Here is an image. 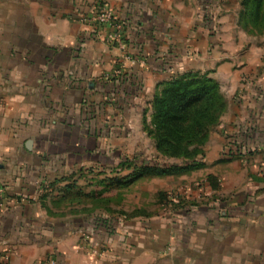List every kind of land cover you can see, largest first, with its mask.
Masks as SVG:
<instances>
[{
    "label": "crops",
    "instance_id": "1",
    "mask_svg": "<svg viewBox=\"0 0 264 264\" xmlns=\"http://www.w3.org/2000/svg\"><path fill=\"white\" fill-rule=\"evenodd\" d=\"M106 1L126 52L80 19L97 0H0V264H264V37L240 28V0ZM121 62L122 75L107 79ZM194 72L216 79L228 102L207 147L225 172L213 171L211 202L117 219L111 230L85 217L48 221L45 176L89 163L91 147L121 132L118 119L147 116L159 83ZM226 144L248 153L229 157Z\"/></svg>",
    "mask_w": 264,
    "mask_h": 264
},
{
    "label": "trees",
    "instance_id": "2",
    "mask_svg": "<svg viewBox=\"0 0 264 264\" xmlns=\"http://www.w3.org/2000/svg\"><path fill=\"white\" fill-rule=\"evenodd\" d=\"M240 5L239 25L251 33L255 29L264 33V0H241ZM157 90L151 104L150 119L144 121L143 129L153 141L159 154L167 158L180 159L183 163L169 167L136 166L134 176L98 180L96 186L102 187L90 192L78 188L76 180L60 177L51 182L50 186L54 187L59 183L64 185L59 188V196L56 199L59 205L67 202L66 206L69 210L63 216L85 217L96 228L107 230H111L119 215H123L126 219L150 217V214L142 209L130 213L120 210L119 215H115L117 210L112 208L113 201L108 193L116 185L129 187L138 176L180 174L204 164L201 158L205 156L204 148L209 141L210 133L220 124L228 108L227 98L220 83L210 77L209 73H183L162 81L158 84ZM208 180L213 189L218 188L217 178L214 175L210 174ZM42 186L44 191L49 187L45 183H42ZM157 196L160 204L172 205L166 201V193L159 191ZM45 197L47 198L48 194H45ZM172 206L174 209L183 208L179 204ZM49 214L56 215L53 211Z\"/></svg>",
    "mask_w": 264,
    "mask_h": 264
},
{
    "label": "rangeland",
    "instance_id": "3",
    "mask_svg": "<svg viewBox=\"0 0 264 264\" xmlns=\"http://www.w3.org/2000/svg\"><path fill=\"white\" fill-rule=\"evenodd\" d=\"M239 2L241 4V0ZM240 4L239 6H241ZM239 6V9L237 8L238 13L240 10ZM220 9L215 10L214 15L218 16L220 13H222L224 8L221 7ZM214 25H217V23H214ZM240 28L256 42H258V44L264 37V33H260L257 29L251 33L244 30L241 26ZM186 60H189V63H191V56ZM185 63L188 62L185 61ZM120 68L125 69V65L119 64L116 67V69ZM157 91L158 90L156 89L155 92H153V95ZM153 95L151 98L152 100ZM146 108V111H148L146 114L147 116H144V118L141 120L130 118L118 119L117 121L120 123L117 125H119L121 131L119 135L117 130L116 135H114L113 138L105 140V148L99 146L98 148L93 149V147H91L92 149L90 148L87 154L89 163H85L83 166L78 164L71 170L67 168L64 173L61 174V176L68 177L70 180H76V186L78 188L82 189V191L90 192L91 190H99L102 187L96 186L98 180H108L111 178L119 179L125 178L129 175L130 177L134 176L133 172L135 170L134 167L136 166L157 165L159 167H169L181 165L183 161L180 159L167 158L156 151L153 141L143 129L144 121H149L151 114V110H149L151 109L150 106ZM81 127L83 128V125ZM77 128H80V125L71 124V131L73 133L75 132V134L72 135L74 139H77L81 136V134L76 132ZM124 133L127 134L125 135ZM208 142L204 148L205 156L201 158V162L204 164L198 168L174 175L171 174L155 177H149V175L138 176V179L135 180V182L129 187H120L119 185L114 186L108 195L111 196L110 198L113 201L111 204L113 206L112 208L117 210L115 215H119L118 211L120 210L130 213L134 210L142 209L148 212L151 217L164 213V211H166L164 210L165 208L174 211V206H172L173 204H179L180 207L182 205L184 209H192L199 207L201 204H208L211 202L209 196L212 194L208 195V193L212 192V186L209 183L208 176L213 174V171H215L217 175L225 172L223 170L218 172L221 167L216 168L214 164L211 165L207 162L206 154L210 152L207 148ZM73 144H76L75 141ZM223 150H225V147ZM42 153H47L50 158H53V153H48L41 150L36 151V154H39L36 156V158L43 160ZM261 153H264V151ZM74 157L76 162L77 157ZM92 158L94 161H92ZM260 172L263 171L261 170ZM45 178L47 179L46 186H49L47 188L48 192L45 193L48 194L46 201L48 202L50 208H56L53 209V212L56 214L54 218L50 217V220H45L50 222L70 220L71 216H63L65 213H68L69 210V208L66 206L67 202L62 205L56 203V199L59 196L58 191L64 186L63 183L56 184L53 187V185L50 186L53 177L50 178L45 176ZM159 191L166 193V201L172 203V205H160L157 196ZM138 218L140 219V217H136V219ZM145 218L148 219L149 217ZM118 219L123 221L132 220L126 219L123 215H119ZM87 240H91L89 235Z\"/></svg>",
    "mask_w": 264,
    "mask_h": 264
},
{
    "label": "built area",
    "instance_id": "4",
    "mask_svg": "<svg viewBox=\"0 0 264 264\" xmlns=\"http://www.w3.org/2000/svg\"><path fill=\"white\" fill-rule=\"evenodd\" d=\"M80 19L85 22H93L97 24L98 26H101L103 29H105V33L103 34V38L106 41L107 44L117 47L122 52L127 51V42L124 37V23L119 18L118 14L115 12L114 9L109 5V3L106 0H97L94 10L89 15H82L80 16ZM126 59L130 56L127 54ZM121 64H124L121 62ZM123 68L120 69H114L111 77L109 74L106 75L108 78H118L122 75ZM225 155L229 157H237L239 155H246L248 153L247 149H243L240 147L232 146L228 144L224 150ZM1 192V187H0ZM2 204H0L1 206ZM91 253L93 255H97L101 253V250L99 248L91 246L90 248ZM5 258L9 259V253L7 252L5 254ZM44 264H56V260L54 258H48L45 260Z\"/></svg>",
    "mask_w": 264,
    "mask_h": 264
},
{
    "label": "water",
    "instance_id": "5",
    "mask_svg": "<svg viewBox=\"0 0 264 264\" xmlns=\"http://www.w3.org/2000/svg\"><path fill=\"white\" fill-rule=\"evenodd\" d=\"M94 85V83L92 82L91 83V87ZM32 145H33V141L32 140H27L26 143H25V146L28 150H32Z\"/></svg>",
    "mask_w": 264,
    "mask_h": 264
}]
</instances>
